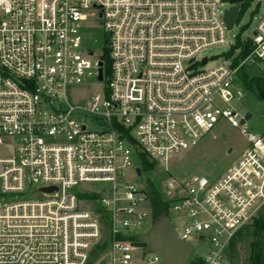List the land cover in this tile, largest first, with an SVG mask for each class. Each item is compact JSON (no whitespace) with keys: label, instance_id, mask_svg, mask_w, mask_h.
<instances>
[{"label":"built area","instance_id":"2783aa9c","mask_svg":"<svg viewBox=\"0 0 264 264\" xmlns=\"http://www.w3.org/2000/svg\"><path fill=\"white\" fill-rule=\"evenodd\" d=\"M223 3L0 0V264H163L132 245L155 218L147 187L125 170L135 164L139 177L143 158L167 170L223 122L247 146L220 175L176 183L165 214L185 218L181 232L170 218L192 247L185 264H228L231 240L264 205V136L231 105L244 66L264 64V11L244 57L235 48L204 68L200 52L226 42Z\"/></svg>","mask_w":264,"mask_h":264},{"label":"rangeland","instance_id":"374dc122","mask_svg":"<svg viewBox=\"0 0 264 264\" xmlns=\"http://www.w3.org/2000/svg\"><path fill=\"white\" fill-rule=\"evenodd\" d=\"M238 5V4H234ZM231 5L224 2L221 5L222 10L230 8ZM264 11V0H253L246 6L240 14L238 21L226 33V42L222 45L209 47L198 55V58L207 56L209 61L204 68H209L222 62L224 56L229 55L230 48L234 45L235 40H240L252 33L259 17ZM98 23H95L96 26ZM96 32L91 37V44L96 53H101L105 48V36L101 28L97 26ZM236 52L235 49L232 53ZM264 64L245 65L243 73L249 77L264 76L262 68ZM234 86L241 90L242 97L232 101L231 105L242 115L250 113V117L245 120L246 128L249 132L258 136H264V100L260 99L255 92L248 90L244 85L235 82ZM96 85H76L72 88L70 94L74 99L93 94L98 91ZM247 146L245 137L240 133L238 128L231 127L227 123L219 124L214 130L207 133L195 146L182 151L175 155L168 162V169L165 170L162 165H157L151 169L141 172L140 176L135 174V164L125 170L124 179L133 183L137 188H146L152 184L164 200L176 192V183H180L192 174H203L206 176H218L226 171L232 162L240 155ZM7 150L1 149L0 154L4 155ZM88 186V185H87ZM175 189V190H174ZM264 209V207H263ZM262 209V210H263ZM170 218L177 231L181 232L180 227L185 220L180 214L170 212ZM151 222L147 220L142 226V231L148 230ZM250 230V229H248ZM248 230H243L240 241L236 240L233 248L227 249L225 253L228 264H243L248 260L250 249L248 243L250 238ZM108 233H103L102 247L108 244ZM103 248V249H104ZM195 252H204L199 246H195Z\"/></svg>","mask_w":264,"mask_h":264},{"label":"trees","instance_id":"16d2710c","mask_svg":"<svg viewBox=\"0 0 264 264\" xmlns=\"http://www.w3.org/2000/svg\"><path fill=\"white\" fill-rule=\"evenodd\" d=\"M230 3H235L240 5V14L244 11L246 6L249 4L250 0H228ZM235 48H240L236 61L240 58L244 57L249 51L248 43H242L240 38L238 37L235 40L234 45L230 48L229 54L233 52ZM107 61H103L105 64ZM242 82L244 86L255 92L256 95L264 100V76H252L249 77L246 74H241ZM143 168L144 170H148L154 167L153 162H149L148 160L143 158ZM148 193L150 196L151 204H152V215L153 217L159 218L163 214L168 212V201L164 200L159 192L154 189L152 184L148 185ZM264 205L257 213V216L250 222L248 225L244 226L240 230L237 231L235 237L231 240L229 244V250L233 248L235 241L241 240L243 230H248V236L250 241L248 243L250 254L248 260L244 261L243 264H264ZM263 209V210H262Z\"/></svg>","mask_w":264,"mask_h":264},{"label":"water","instance_id":"95a60500","mask_svg":"<svg viewBox=\"0 0 264 264\" xmlns=\"http://www.w3.org/2000/svg\"><path fill=\"white\" fill-rule=\"evenodd\" d=\"M222 2H228V0H222ZM238 17L239 5H233L224 11L223 21L227 29L230 30L234 26ZM98 79H101V68L98 70ZM249 117L248 112L245 114V119ZM132 245L144 247L147 251L159 252L163 257V264H185L192 250L191 245L178 238L167 214L154 219L148 230L141 233Z\"/></svg>","mask_w":264,"mask_h":264}]
</instances>
